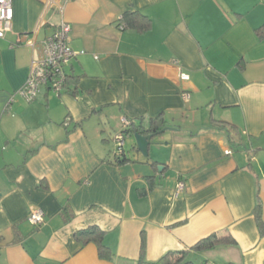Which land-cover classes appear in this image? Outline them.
<instances>
[{
	"label": "crops",
	"instance_id": "1",
	"mask_svg": "<svg viewBox=\"0 0 264 264\" xmlns=\"http://www.w3.org/2000/svg\"><path fill=\"white\" fill-rule=\"evenodd\" d=\"M47 1L13 0L0 38V264H160L214 233L236 246L193 254L195 264H264L254 215L260 200L264 221V0H57L63 14ZM128 11L151 29L121 30ZM62 22L73 78L28 102L29 45ZM160 115L149 159L126 151L134 162L112 164L106 144L123 120ZM36 209L41 227L28 223ZM92 226L111 260L78 239Z\"/></svg>",
	"mask_w": 264,
	"mask_h": 264
},
{
	"label": "built area",
	"instance_id": "2",
	"mask_svg": "<svg viewBox=\"0 0 264 264\" xmlns=\"http://www.w3.org/2000/svg\"><path fill=\"white\" fill-rule=\"evenodd\" d=\"M46 10L55 9L63 14L64 7L57 0H48L45 4ZM13 0H0V38H5L6 34L12 30L13 24ZM72 27L66 22H62L55 32L40 43L31 42L30 47L35 49L37 54L31 63V73L29 79L21 91V96L28 101L34 102L42 88H48L56 95L63 93L66 87V69L70 65L73 57L77 55L70 46ZM83 54V52L81 53ZM180 79L188 81L190 76L181 73ZM184 100L190 99V94L183 93ZM125 128L129 127V121L123 120ZM116 143V154L125 153V135L123 132L117 133L114 138ZM186 190L183 180L177 182L175 197H178ZM28 223L33 227H41L45 223V214L42 210L36 209L28 217ZM214 264V263H206Z\"/></svg>",
	"mask_w": 264,
	"mask_h": 264
},
{
	"label": "trees",
	"instance_id": "3",
	"mask_svg": "<svg viewBox=\"0 0 264 264\" xmlns=\"http://www.w3.org/2000/svg\"><path fill=\"white\" fill-rule=\"evenodd\" d=\"M151 27H152L151 19L139 11L125 12L122 19H120L119 21V28L121 30H135L139 33H146L151 29ZM257 34L259 38L264 39V28L258 29ZM71 78L73 77L71 76L68 77L67 75L66 83H68L69 79ZM65 90H66V87L64 91ZM67 122L69 123V121ZM164 129H166L165 120L162 117V115H160L155 118H152L148 126H144L142 123H136L134 121H130L129 127L124 129L122 132L124 133L125 140H126L128 136H134L137 133L143 134V135L153 134V135H158L159 137L160 135H162L160 134V132L163 131ZM125 146H126V142H125ZM147 159H149V157ZM128 162H134V161H132V159H130V157L127 156L126 151L121 156L116 154V148H115L113 151L111 163L114 165L120 166ZM155 164L156 163H153V166H155ZM65 214L68 218L72 217V214H69V212H67V208H66ZM254 215L256 217V221L260 229V232L262 235H264V221L262 218V203L260 200H258L257 206L254 211ZM105 235H106V232L103 231L98 226H92L87 229L81 230L77 233L78 239L81 240L84 244H89V243L96 244V246L98 247L100 257L102 259L111 260L113 258V252L104 242ZM236 244H237L236 241L231 236H221V235L214 233L213 235H210L200 240L189 250L167 253L165 256H163L160 259L159 263L160 264H195V262L192 259L193 254L204 253V252L214 250L222 246H236ZM141 253H142V256H144V253H145V242L144 241L142 243Z\"/></svg>",
	"mask_w": 264,
	"mask_h": 264
},
{
	"label": "water",
	"instance_id": "4",
	"mask_svg": "<svg viewBox=\"0 0 264 264\" xmlns=\"http://www.w3.org/2000/svg\"><path fill=\"white\" fill-rule=\"evenodd\" d=\"M166 129L160 132L162 134ZM158 135H143V134H135V144L133 145L131 152L141 153L145 158L149 157V148L153 144V140L157 138ZM136 149V150H135Z\"/></svg>",
	"mask_w": 264,
	"mask_h": 264
},
{
	"label": "rangeland",
	"instance_id": "5",
	"mask_svg": "<svg viewBox=\"0 0 264 264\" xmlns=\"http://www.w3.org/2000/svg\"><path fill=\"white\" fill-rule=\"evenodd\" d=\"M113 138H114V137H113ZM113 138H112L111 143H109V145L106 144V146H107V148H108L107 152H108L109 150H111V151L113 150V151H114V149L116 148V144H115V142L113 141ZM133 138H134V137H128V138L126 139L127 147L125 146V151H127V154H129V153L131 154V153H132V157L137 155L135 152H131V149H130V144H129V142H133ZM131 148H132V147H131ZM128 150H129V151H128ZM138 154H139L142 158L145 159V157L143 156V154H141V153H139V152H138Z\"/></svg>",
	"mask_w": 264,
	"mask_h": 264
}]
</instances>
